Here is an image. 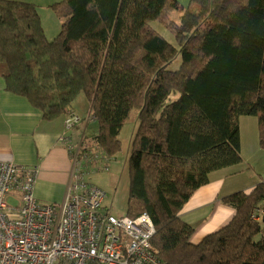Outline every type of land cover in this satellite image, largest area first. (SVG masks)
Here are the masks:
<instances>
[{"label": "trees", "instance_id": "obj_1", "mask_svg": "<svg viewBox=\"0 0 264 264\" xmlns=\"http://www.w3.org/2000/svg\"><path fill=\"white\" fill-rule=\"evenodd\" d=\"M48 41L36 6L0 0V78L50 122L89 104L97 132L82 143L114 160L133 110L124 215L147 213L163 264H264V182L220 201L231 221L192 243L179 214L210 173L241 163L238 119L257 121L264 151V0H61ZM176 46L152 27L166 11ZM181 57L178 70L166 66ZM172 96H176L172 100Z\"/></svg>", "mask_w": 264, "mask_h": 264}, {"label": "built area", "instance_id": "obj_2", "mask_svg": "<svg viewBox=\"0 0 264 264\" xmlns=\"http://www.w3.org/2000/svg\"><path fill=\"white\" fill-rule=\"evenodd\" d=\"M79 121L68 114L65 131ZM65 145L72 174L60 204L35 198L37 168L0 162V264H163L147 213L114 214L106 194L89 183L87 172L107 170L110 159L81 140ZM255 211V220L264 216V208Z\"/></svg>", "mask_w": 264, "mask_h": 264}, {"label": "crops", "instance_id": "obj_3", "mask_svg": "<svg viewBox=\"0 0 264 264\" xmlns=\"http://www.w3.org/2000/svg\"><path fill=\"white\" fill-rule=\"evenodd\" d=\"M74 112L80 117H88L83 119L85 122L66 132L63 117L50 122L42 120L40 112L24 98L5 91L0 78V162L37 168L34 195L42 204H60L65 198L72 174V162L65 145L68 140L72 143L85 140L88 143L96 134V131L88 134V123L93 118L90 116L89 104L83 97L75 100L70 113ZM241 119L245 127L248 122L245 117L238 119L241 163L210 173L208 184L196 191L179 214L184 222L194 228L192 243H198L205 235L231 221L235 211L220 201L224 196L238 191L248 193L264 181L262 169H256L257 173L252 172L250 176L241 170L237 173V167L247 165L250 169L254 168L249 164L254 159L251 146L259 159L264 157V151L258 146V136L249 144V140L243 139ZM237 177H244L241 179L244 187H239L242 185L241 180L225 184L228 179ZM181 213H185L186 220L181 217Z\"/></svg>", "mask_w": 264, "mask_h": 264}, {"label": "rangeland", "instance_id": "obj_4", "mask_svg": "<svg viewBox=\"0 0 264 264\" xmlns=\"http://www.w3.org/2000/svg\"><path fill=\"white\" fill-rule=\"evenodd\" d=\"M13 1H24L27 3L34 4L36 10L40 17L41 26L44 30L45 36L48 41L53 40L57 34L60 32L62 21L53 13L49 6L60 2L61 0H13ZM179 3L182 8V11H185L189 8L191 0H175ZM182 11H166L161 20L151 23V27L158 32L167 42L176 46L174 41V31L172 25L179 22L180 17L182 16ZM181 64V57L178 55L172 63L166 66V69L169 71H176L179 69ZM172 100L176 99V96H172ZM75 116L80 118V121L77 125L85 122L83 119L86 117H80L76 112L73 113ZM138 111L133 110L130 114L129 119L125 123L119 139L122 143V151L116 156V158L109 162V171L107 170H89L86 177L89 179V183L101 191H103L107 199L104 202V205L107 208H111V211L118 215L124 212V201L127 192V182L125 176V168L127 164V154L129 152V143L133 137V133L136 129ZM248 122L246 127L243 126L241 119L242 127V137L244 140H256L257 138V121L253 117H245ZM88 134L97 132V124L94 119H91V122L88 123ZM254 151V158L250 161V165L254 168L250 169L248 166L237 167V173H240V170L247 174V176L257 173L258 169L264 170V157L259 159L255 153V149L251 146ZM251 150V151H252ZM99 167V165H98ZM257 169V170H256ZM244 177H241L243 179ZM240 177L236 179H228L225 184H234L236 180H241ZM239 187H244L243 181L241 180ZM264 182V181H262ZM261 182V183H262ZM181 217L186 220L185 213H181Z\"/></svg>", "mask_w": 264, "mask_h": 264}]
</instances>
